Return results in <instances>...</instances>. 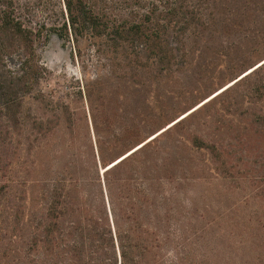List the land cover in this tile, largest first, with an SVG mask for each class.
<instances>
[{
  "label": "rangeland",
  "instance_id": "374dc122",
  "mask_svg": "<svg viewBox=\"0 0 264 264\" xmlns=\"http://www.w3.org/2000/svg\"><path fill=\"white\" fill-rule=\"evenodd\" d=\"M22 16L40 30L34 129L54 111L72 114L76 144L97 158L102 181L105 165L146 142L112 175L144 159L171 175L180 263L264 264V0H185L186 30L127 32L124 42L48 30L62 18L41 4Z\"/></svg>",
  "mask_w": 264,
  "mask_h": 264
},
{
  "label": "trees",
  "instance_id": "16d2710c",
  "mask_svg": "<svg viewBox=\"0 0 264 264\" xmlns=\"http://www.w3.org/2000/svg\"><path fill=\"white\" fill-rule=\"evenodd\" d=\"M184 1L0 0V264H181L171 175L145 159L112 175L145 144L105 165L102 181L97 158L76 144L72 114L54 111L34 129L28 103L40 30L22 13L41 4L62 18L48 30L124 42L127 32H174L179 23L186 30L190 20L179 16ZM13 55L16 70L4 64ZM204 232L195 230L194 244ZM188 264H198L197 256Z\"/></svg>",
  "mask_w": 264,
  "mask_h": 264
},
{
  "label": "water",
  "instance_id": "95a60500",
  "mask_svg": "<svg viewBox=\"0 0 264 264\" xmlns=\"http://www.w3.org/2000/svg\"><path fill=\"white\" fill-rule=\"evenodd\" d=\"M145 143H146V142H144V143L138 145L137 147H135L134 149H132L131 152H133V151L139 149V148L142 147ZM131 152H130V153H131ZM115 161H116V160H115ZM112 162H113V161H112ZM112 162H111V163H112ZM111 163H109V164H111ZM109 164H108V165H109ZM108 165H106V166H108ZM113 165H114V164H113ZM106 166H105V167H106ZM105 167H103V168H105ZM110 167H111V166H110Z\"/></svg>",
  "mask_w": 264,
  "mask_h": 264
},
{
  "label": "bare ground",
  "instance_id": "6f19581e",
  "mask_svg": "<svg viewBox=\"0 0 264 264\" xmlns=\"http://www.w3.org/2000/svg\"><path fill=\"white\" fill-rule=\"evenodd\" d=\"M116 161H117V160H116ZM105 169H106V168H104V169L102 168V173L105 171Z\"/></svg>",
  "mask_w": 264,
  "mask_h": 264
}]
</instances>
